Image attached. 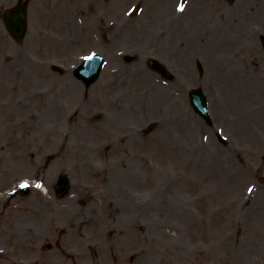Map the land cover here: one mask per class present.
<instances>
[{"label": "rangeland", "instance_id": "1", "mask_svg": "<svg viewBox=\"0 0 264 264\" xmlns=\"http://www.w3.org/2000/svg\"><path fill=\"white\" fill-rule=\"evenodd\" d=\"M16 1L0 0V264H264V0H218L217 13L140 0L137 14L136 0H30L22 41L1 19ZM89 50L109 62L86 86L72 69ZM22 179L36 184L26 195Z\"/></svg>", "mask_w": 264, "mask_h": 264}, {"label": "water", "instance_id": "2", "mask_svg": "<svg viewBox=\"0 0 264 264\" xmlns=\"http://www.w3.org/2000/svg\"><path fill=\"white\" fill-rule=\"evenodd\" d=\"M28 0H19L18 4L9 10H6L4 13V23L6 28L10 31V33L16 37L20 38L24 33L25 27V11L26 4ZM99 62H95L93 64L86 65L81 70H78L79 74H82L84 69H89V72H92V75L89 77L88 81H91L95 78L97 74V69ZM195 95L196 92H193ZM67 190L66 183L59 184V192L63 194Z\"/></svg>", "mask_w": 264, "mask_h": 264}, {"label": "bare ground", "instance_id": "3", "mask_svg": "<svg viewBox=\"0 0 264 264\" xmlns=\"http://www.w3.org/2000/svg\"><path fill=\"white\" fill-rule=\"evenodd\" d=\"M241 1V0H240ZM258 1V0H257ZM213 2L215 3L216 2V0H213ZM160 4H161V7H159V9H155V11H156V13H163L164 11H166V5H167V1H165V0H162V1H160ZM262 4V3H261ZM260 3L258 4V5H252V4H247L246 6H244L243 8H245L246 10H249V11H252L253 9H257V10H260V11H262V5H261ZM158 5H159V2H158ZM218 5V4H217ZM219 5H221V4H219ZM219 5H218V7H219ZM211 6L212 7H214L213 5H212V3H211ZM239 6V5H238ZM235 10V9H234ZM197 11V8H196V6H194L193 7V12L195 13ZM231 12H233V10L231 11ZM149 19H152V18H149ZM262 20H264V19H262ZM223 21H226V23H228L229 25H231V26H234L235 24H236V17L234 18V19H232V16H230V15H227L226 14V12L224 11V13H223ZM72 27H73V25H72V22H70L69 23ZM91 25H94V23H92L91 22ZM75 36V35H74ZM224 41H225V39H224ZM193 42H195L194 40H192L191 41V43H193ZM190 43V44H191ZM204 44L205 45H207L205 42H204ZM212 45H213V43H212ZM194 47V46H193ZM160 50H163L162 48H159ZM192 49L193 48H191L190 49V51L188 50V48H187V52H185V54L183 55V58L185 59V61H186V59L189 61V60H191L192 58H194V57H192V55L194 54V52L195 51H192ZM211 50H214V47L211 49ZM211 50H210V52H211ZM216 51V50H215ZM217 53V52H216ZM215 53V54H216ZM187 61V62H188ZM242 90H244V91H246V89H242ZM242 93V91L241 92H239V93H237V94H233V97H232V100H235V99H237V101H235L236 102V105L241 101V99H242V96H240V94ZM224 96V95H223ZM151 97L154 99V100H158L159 102H161V104H163V105H168V103L169 104H171V97L170 96H168L162 89H160V90H158V91H153L152 92V95H151ZM230 97H231V95H230ZM230 97H224L225 98V100H229L230 99ZM229 102V101H228ZM227 102V103H228ZM225 106H227L226 104H225ZM140 111L142 112V104H141V107H140ZM177 118V117H176ZM179 121H180V123H181V125H183V121H182V119H180L179 118ZM176 123H178V121H176ZM227 127V126H226ZM167 209V208H166Z\"/></svg>", "mask_w": 264, "mask_h": 264}]
</instances>
